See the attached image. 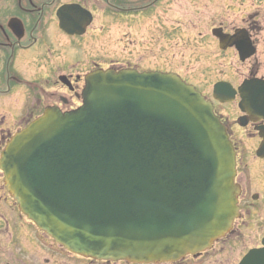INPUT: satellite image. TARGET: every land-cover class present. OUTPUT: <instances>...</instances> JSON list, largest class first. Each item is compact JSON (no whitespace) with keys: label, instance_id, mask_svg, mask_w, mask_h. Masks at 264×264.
<instances>
[{"label":"water","instance_id":"water-1","mask_svg":"<svg viewBox=\"0 0 264 264\" xmlns=\"http://www.w3.org/2000/svg\"><path fill=\"white\" fill-rule=\"evenodd\" d=\"M58 17L68 34L90 19L74 10ZM213 34L222 49L235 40ZM239 91L240 109L264 119V79L246 80ZM234 92L227 82L213 87L222 102ZM0 168L29 219L96 259L175 260L209 246L237 215L225 128L172 73H90L82 105L46 110L9 142Z\"/></svg>","mask_w":264,"mask_h":264},{"label":"flooded vegetation","instance_id":"flooded-vegetation-1","mask_svg":"<svg viewBox=\"0 0 264 264\" xmlns=\"http://www.w3.org/2000/svg\"><path fill=\"white\" fill-rule=\"evenodd\" d=\"M237 1L255 12L242 16L234 29L218 25L211 30L219 50H231L237 61L232 83L236 93L229 102L208 99L235 152L238 212L228 231L202 251L174 261L85 257L58 245L21 211L0 168V264H264V148L259 150L264 146V119L238 106L240 84L264 78V0ZM170 2L0 0V156L9 141L46 110L79 105L88 73L110 68L107 49L97 44L107 26L103 21L95 24L96 13L117 16L127 28ZM65 9L90 14L81 34L69 35L59 26L58 11ZM153 18L158 23L157 15ZM214 32L222 37L235 33L232 46L222 50ZM252 251L254 257L245 259Z\"/></svg>","mask_w":264,"mask_h":264},{"label":"rangeland","instance_id":"rangeland-1","mask_svg":"<svg viewBox=\"0 0 264 264\" xmlns=\"http://www.w3.org/2000/svg\"><path fill=\"white\" fill-rule=\"evenodd\" d=\"M238 4L237 0H173L169 6L160 5L155 12L147 13L142 23L127 28L117 16L105 18L96 13L95 24L103 21L107 26L97 44L107 49L112 70L178 74L205 100L211 99L213 84H232L237 67L232 51L219 50L211 30L218 25L234 29L242 16L255 12ZM155 15L158 23L153 21Z\"/></svg>","mask_w":264,"mask_h":264}]
</instances>
